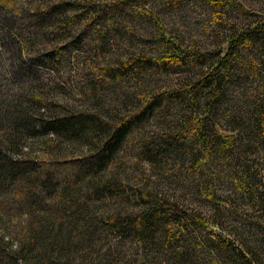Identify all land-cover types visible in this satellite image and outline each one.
<instances>
[{
    "label": "rangeland",
    "instance_id": "374dc122",
    "mask_svg": "<svg viewBox=\"0 0 264 264\" xmlns=\"http://www.w3.org/2000/svg\"><path fill=\"white\" fill-rule=\"evenodd\" d=\"M44 1L43 9L67 3L61 23L34 28L32 0H13L9 13L0 12L4 25L6 18L16 22L9 43L0 21V109L16 104L38 114L44 104L47 117L82 113L110 126L145 100L204 80L231 51V41L264 24V0H146L112 16L109 26L120 29H106L107 39H100L88 7L100 10L123 0ZM251 49L248 56L234 51L221 70L222 97L214 98L209 88L200 93L198 112H215L207 117L211 139L219 142L210 162L197 168L188 147L176 144L187 112L166 97L126 134L91 190L78 183L63 198L50 194L25 205L0 188V237L9 246L1 244L15 251L37 234L51 239L49 250L43 243L29 249L40 258H28L30 264H211L221 261L220 248L222 254L245 245L258 248L264 259V37ZM49 54L54 56L47 61ZM193 56L195 66L174 61ZM127 65H136L137 74L119 72ZM106 70L117 76L106 77ZM1 120L0 141L12 137L26 145L21 157L2 152L9 159L43 163L93 152L87 140L20 134ZM142 194L173 202L203 217L202 223L175 236L174 245L160 238V230L138 236L129 217L147 210ZM117 216L126 224L113 223ZM53 234L59 237L52 240ZM62 235L71 241L62 242Z\"/></svg>",
    "mask_w": 264,
    "mask_h": 264
},
{
    "label": "trees",
    "instance_id": "16d2710c",
    "mask_svg": "<svg viewBox=\"0 0 264 264\" xmlns=\"http://www.w3.org/2000/svg\"><path fill=\"white\" fill-rule=\"evenodd\" d=\"M11 2H13V0H0V12L1 10H4V12L9 13V9L14 6L13 4H10ZM43 3L46 2L44 0H32L33 11L37 12L34 15L32 14L36 18V21L33 22V24L34 28L37 30H41V28L43 29V27L46 26L53 27L57 25V23H61L63 19L61 14L64 13L66 8L65 5H67V3H64L49 6L48 8L43 9ZM144 3H146V0H123L114 6H105V8L100 9L101 11L89 6L88 8L91 9L90 11H95V19L93 21L95 26L93 25V33H96L100 39H107L105 36L106 29L108 33L110 28L109 34L111 33V29H120L118 25L114 28L109 26L112 16L123 13L127 10H131L132 6L134 8L135 6ZM10 5L12 7H10ZM20 13L22 12H18V14ZM25 16L26 14L22 13V18ZM5 20L6 24L4 25V22L0 17V21L3 22L4 30L8 34L5 40H8L10 43L8 39L10 27L16 29V22L12 18H10V20H7L6 18ZM32 35L34 36L33 32ZM20 37H23V34H20ZM263 37L264 24H261L253 30H249V32L240 33L237 37V40L230 42L232 43L231 51L225 55L222 62L219 63L216 71L213 74H209L204 80H200L198 82H195L194 80L185 82L183 86H181L182 89L179 92L174 91L173 94L165 93L153 97L147 101L145 100L136 112H134L131 116H128L127 119H123L120 124H114L112 126L108 125L107 123L102 124L95 116L82 113L67 115L66 117L62 118L47 117L45 114L47 110H49V106L44 104H42V107L36 109L38 114H33L27 109H19L16 107V104H13L14 107H12L13 105L6 106V110L0 109V120L2 117L4 124H7V122L10 123V127H12L13 130L18 131L20 134L26 133L31 134V136L55 135L63 138H73L77 140L80 139L82 141L87 140L88 144L90 145L89 151H93L92 153H89L77 160L54 162L43 161V163L34 162L32 160H19V158H15L13 160L4 156V153L2 154V152L10 153L15 156L18 155V157H21V152L26 147V145H23L20 139L17 140L16 138L12 137L8 138L7 141L1 140L0 144H3V146L0 147L1 190L8 189L12 192V195L16 197L19 203L23 201L25 205L33 202L31 199H41V197H45L50 194L58 197L61 196V198H63V196L68 195V188L71 185H78V183H82L91 190L96 186L95 184H98L100 171L106 167L111 158L115 155L116 150L123 142L126 134L131 131L133 126L142 122L152 110L159 106L162 99L166 97L176 102L187 112L186 115L182 117L179 132L177 133L178 137L175 139L176 144L185 145L188 147L187 151L193 158V164L196 165L198 163L197 168L205 165L212 159V147H214V145H218L219 142H214L215 140L211 139L212 137L207 130L209 124L207 123V117H212L214 115V109L212 108L209 110V114L208 112L205 114H200L198 112L197 105L199 102H201V99H199L200 93L203 89L209 88L211 89V94L214 98L222 97V85L224 83V78L222 76L221 70L225 69V64L231 63L233 52L237 51L238 54H245L248 56V53L250 50H252L251 45H253L254 41L260 40ZM23 40L24 38L21 39V41ZM53 56L54 54H49L45 56V59L47 61L52 60ZM174 59L178 66L182 65L184 67L195 66L191 64V62L192 60H197L196 56ZM128 69L131 70L132 74H137V71H135L138 70L136 65H127L123 69H120L119 72L126 74ZM115 73V71L112 72L106 70L104 74L108 78H113L114 76H117ZM36 101H40V99ZM204 102H206V100L202 99V103ZM12 114L16 117L15 119L12 118ZM4 116H9L10 118ZM262 119H264L263 116ZM260 122L261 121H259V123ZM217 136L216 138L219 137ZM164 137L166 136L157 137V139H164ZM158 141L160 140H157V142ZM226 141L229 140H225L223 146L226 144ZM69 173L71 175H69ZM62 174H65L64 178ZM94 180H97V183L94 182ZM51 182L54 183V186L51 190H47V185L52 184ZM99 185H101V183H99ZM106 185L107 184H105L103 189H105ZM104 191L105 190L102 192ZM141 197L142 201L147 204V210L138 215H136V213L132 214V216L129 217V225L133 227L135 233L138 236H142L145 232L150 234L156 233L158 230H160L162 231L160 238L164 239L167 243L171 242L174 245L176 242L175 236L184 234L186 231H188L190 226L202 223L203 217L200 218V216L197 214L188 213L173 202H166L163 199H159L158 197H153L151 195L144 196V194H142ZM118 217L119 216L114 217L115 220H113V223L116 224L118 221L117 226L126 224V222H122L120 219H118ZM122 230L126 231V229ZM33 237V243H31L30 246L23 247L22 245L21 247L23 248L15 251H13V249L10 247L5 245L3 246L2 244L7 243L4 242V238L0 237V244L2 243L0 245V264L32 263V261L28 258L39 260L40 258H38L37 253L34 256L32 252L30 254L27 252L29 249L31 250L35 248V246L40 243H43L45 245V249L49 250L50 247L48 246V241L51 239H46L42 236L40 237L38 234L36 237ZM58 237L57 234H53L51 238L52 240H55ZM61 238L63 239L62 242L64 241L65 243H69L71 241H67L68 238L65 235H62ZM219 238L221 239L220 241L223 242V238ZM223 243L222 244L224 246H227L231 244V241H224ZM244 247L245 248H238L230 246L228 249H226V252L222 254L221 250L223 249L220 248L219 255H223L220 256L222 262H217V260L215 261V258H213L211 264H264L262 251L256 247L255 251L253 248H250L246 245ZM54 249L57 252L61 250L57 248ZM66 255H68V253H66ZM35 263L36 262H33V264Z\"/></svg>",
    "mask_w": 264,
    "mask_h": 264
}]
</instances>
